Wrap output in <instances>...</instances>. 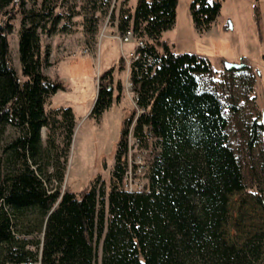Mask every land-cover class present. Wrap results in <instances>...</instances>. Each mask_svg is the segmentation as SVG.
Instances as JSON below:
<instances>
[{
  "label": "trees",
  "instance_id": "16d2710c",
  "mask_svg": "<svg viewBox=\"0 0 264 264\" xmlns=\"http://www.w3.org/2000/svg\"><path fill=\"white\" fill-rule=\"evenodd\" d=\"M95 1L99 5L90 3V11H111L114 17L113 0ZM221 1H193L196 29L216 21ZM23 8L22 0H0V264H97L100 243V264L258 263L264 231L240 245L225 238L230 198L244 191V177L229 144L230 123L223 106L199 84L200 76L213 74L212 65L197 55H175L162 40L174 25L177 0H137L132 9L121 10L118 31L122 36L131 32L143 45L136 46L130 65L136 109L123 123L108 187L93 185L80 194L70 185L63 191L47 187L53 181L61 186L64 180L59 158L51 159L48 149L56 148L60 135L68 149L75 122L70 108L53 116L45 112L46 101L63 85L44 75L49 55L40 45L42 33H71L79 12L73 4L56 13L58 0ZM16 14H21L22 81L9 58L8 36ZM85 21L90 18L85 16ZM124 69L125 60L119 57L98 77L88 118L99 123L120 103L122 86L114 73ZM7 129L17 136L3 144ZM43 129L48 131V149L42 144ZM260 130L258 123L249 127L250 152ZM130 135L138 149L150 150L144 192L122 188ZM260 203L264 208V201Z\"/></svg>",
  "mask_w": 264,
  "mask_h": 264
},
{
  "label": "rangeland",
  "instance_id": "374dc122",
  "mask_svg": "<svg viewBox=\"0 0 264 264\" xmlns=\"http://www.w3.org/2000/svg\"><path fill=\"white\" fill-rule=\"evenodd\" d=\"M22 1L26 11L39 8L42 2ZM136 1L113 0L110 10L115 6V15L111 18V11L108 14L101 9L90 11V3L95 0H58L56 13H61L66 6H77L79 15L72 20L71 33L40 34L41 51L49 55L50 63L43 70L44 75L63 85V90L46 101L45 112L53 116V112L70 108L75 122L68 149L63 135L55 141V149L46 148L48 131L43 129L41 132L43 147L49 150L48 156L54 160L58 157L64 169L62 185L53 181L47 186L50 190L63 191L70 185L72 192L80 194L93 185H109L123 123L129 112L136 109L130 85V65L139 39L132 34L131 39L124 42L117 28L121 10L132 9ZM193 1L177 0L174 25L162 34V40L168 43L171 53L200 56L207 59L214 70L212 75L200 76L199 84L202 90L218 96L230 123V147L241 163L244 191L230 198L231 221L225 232L229 243L240 245L252 235L264 231V208L260 203L264 201V0H223L216 21L203 30L194 25L190 10ZM85 16L90 18L88 23ZM256 17L259 18L258 26ZM20 29L21 14H16L12 33L8 36L9 58L22 81L18 57ZM119 57L125 60L124 71L114 73L122 86L121 101L105 112L97 123L88 116L95 103L98 77L114 66ZM228 64L235 65L236 71H226ZM244 67L249 69H242ZM253 123L261 125L262 130L250 152L249 127ZM16 136L15 130L7 129L3 144ZM132 153L134 159L140 158L144 164V173L134 182H144L151 159L150 150L146 154L143 150ZM53 170L48 167L49 173ZM97 258V264H100L101 243ZM256 264H264V245L261 259Z\"/></svg>",
  "mask_w": 264,
  "mask_h": 264
},
{
  "label": "built area",
  "instance_id": "2783aa9c",
  "mask_svg": "<svg viewBox=\"0 0 264 264\" xmlns=\"http://www.w3.org/2000/svg\"><path fill=\"white\" fill-rule=\"evenodd\" d=\"M132 33L128 32L122 36L124 42H128L131 39ZM137 46L142 47V43H137ZM135 53L133 54L134 58ZM134 104H135V96H134ZM136 107V106H135ZM141 111H138L137 114H141ZM138 141L130 135L129 137V148L126 157L124 158L125 162L127 163V167L124 172V177L122 180V188L124 191L129 193H139L144 192L147 190V180L144 178V182L135 183L136 178L142 174L144 170V164L138 158V160L134 159V155L132 151H142L138 149ZM146 154V152H144ZM144 173V172H143ZM144 175V174H143ZM32 264V263H27Z\"/></svg>",
  "mask_w": 264,
  "mask_h": 264
},
{
  "label": "water",
  "instance_id": "95a60500",
  "mask_svg": "<svg viewBox=\"0 0 264 264\" xmlns=\"http://www.w3.org/2000/svg\"><path fill=\"white\" fill-rule=\"evenodd\" d=\"M232 29V26H231V24L229 23V30H231ZM235 68V65H231V64H228V65H226V69H228V70H230V69H234Z\"/></svg>",
  "mask_w": 264,
  "mask_h": 264
}]
</instances>
